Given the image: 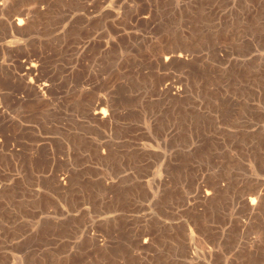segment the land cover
<instances>
[{"label":"rangeland","instance_id":"rangeland-1","mask_svg":"<svg viewBox=\"0 0 264 264\" xmlns=\"http://www.w3.org/2000/svg\"><path fill=\"white\" fill-rule=\"evenodd\" d=\"M0 264H264V0H0Z\"/></svg>","mask_w":264,"mask_h":264},{"label":"bare ground","instance_id":"bare-ground-1","mask_svg":"<svg viewBox=\"0 0 264 264\" xmlns=\"http://www.w3.org/2000/svg\"><path fill=\"white\" fill-rule=\"evenodd\" d=\"M21 14H19L16 18H15V26H17L19 29L24 25V22H25V17H24V15H23V17L22 16H20ZM28 22V21H27ZM14 24V23H13ZM17 28V29H18ZM182 56L183 55H175V56H169L166 60H172L173 58H182ZM26 65V64H25ZM28 65V64H27ZM26 65V66H27ZM25 66V67H26ZM29 66V65H28ZM27 66V67H28ZM24 68V67H23ZM22 68V70H24ZM34 66H33V64L30 66V67H28V68H26L25 69V71H26V73H22L23 75H21V77H23V78H25L26 76H28V75H30V74H32L31 72L32 71H34ZM22 70H21V72H22ZM28 84L31 86L32 85V83H31V81L30 82H28ZM40 88V87H39ZM43 89H45L44 87L43 88H41V90H39L40 92L43 90ZM103 109V108H102ZM98 113V112H97ZM96 113V111L94 112V114H97ZM100 114H101V116L102 117H104V113H102V111H100L99 112ZM97 116V115H96ZM98 117V116H97ZM99 117H100V115H99ZM106 119V118H105ZM100 120H103V119H100ZM206 195H208V194H206ZM211 195V194H210ZM209 196V195H208ZM260 196V195H259ZM258 195H257V197H252V198H250L249 200H248V205H249V209H250V211H253L254 209H256L255 208V206H256V203L259 201V199H260V197H259ZM247 200V199H246ZM261 202V201H260Z\"/></svg>","mask_w":264,"mask_h":264}]
</instances>
